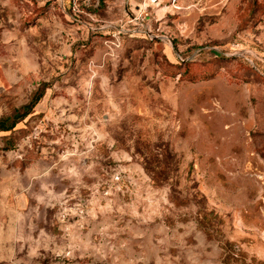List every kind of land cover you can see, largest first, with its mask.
<instances>
[{"label": "rangeland", "instance_id": "374dc122", "mask_svg": "<svg viewBox=\"0 0 264 264\" xmlns=\"http://www.w3.org/2000/svg\"><path fill=\"white\" fill-rule=\"evenodd\" d=\"M33 101L0 264H264V0H0V120Z\"/></svg>", "mask_w": 264, "mask_h": 264}, {"label": "trees", "instance_id": "16d2710c", "mask_svg": "<svg viewBox=\"0 0 264 264\" xmlns=\"http://www.w3.org/2000/svg\"><path fill=\"white\" fill-rule=\"evenodd\" d=\"M36 104V101L31 102L29 105L24 107V113L17 114L13 117H7L0 120V132H8L12 130L15 125L22 120L24 117H26L30 111L34 108ZM26 110V111H25Z\"/></svg>", "mask_w": 264, "mask_h": 264}]
</instances>
